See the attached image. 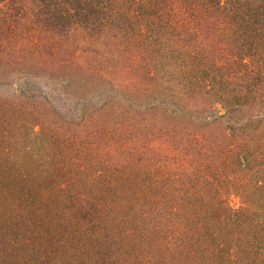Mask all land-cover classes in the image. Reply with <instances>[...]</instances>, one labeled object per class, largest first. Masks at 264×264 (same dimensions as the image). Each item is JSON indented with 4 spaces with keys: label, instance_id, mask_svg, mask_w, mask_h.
Instances as JSON below:
<instances>
[{
    "label": "rangeland",
    "instance_id": "rangeland-1",
    "mask_svg": "<svg viewBox=\"0 0 264 264\" xmlns=\"http://www.w3.org/2000/svg\"><path fill=\"white\" fill-rule=\"evenodd\" d=\"M39 9L29 0L0 5V184H12L17 169L23 172L19 177L29 176L20 180V198L0 189V264H64L58 253L47 262L32 259L38 245L25 225L50 215L37 192L42 198L50 192L59 167L55 179L69 186L64 195L82 199L94 182L100 187L108 182L112 162L123 164L124 171L141 165L140 157L149 152L153 167L172 178L164 183L171 188L154 200L159 214L179 197L182 174L193 176L185 167L194 148L223 140L228 132L236 160L241 150L236 144L252 143L255 127L264 128V107L260 114L228 112L223 103H213L212 90L182 79L190 63L211 64L219 56L224 64L227 56L214 50L211 38L191 35L184 41L171 31L161 41L147 40L131 33L135 19L107 27L71 25L69 19L54 25ZM208 121L214 123L204 126ZM55 154L59 162L52 161ZM226 167L227 174L239 171L237 162ZM189 184L192 198L201 195L195 180ZM238 195H226L235 207L242 205ZM17 200L25 212L12 206ZM4 204L13 207L10 217L2 214Z\"/></svg>",
    "mask_w": 264,
    "mask_h": 264
},
{
    "label": "trees",
    "instance_id": "trees-1",
    "mask_svg": "<svg viewBox=\"0 0 264 264\" xmlns=\"http://www.w3.org/2000/svg\"><path fill=\"white\" fill-rule=\"evenodd\" d=\"M19 1L28 0H0V5ZM29 1L54 25L64 26L69 19L71 25L107 27L135 19V23L129 22L131 33L147 40L161 41L171 31L184 41L191 35L211 38L214 50L218 48L227 56L224 64L219 63V56L216 61L212 56L211 64L190 63L189 70L183 76L181 73L182 79L212 90L217 97L213 103H223L228 112L229 108L242 113L251 109L260 114V107H264V0ZM51 4L61 13L59 8L52 10ZM213 123L208 121L204 126ZM254 130L252 143L245 140L236 144L241 149L236 160L232 159L236 153L230 147L228 132L223 140L216 138L197 151L194 148L185 167L193 170V176L191 171L182 174L179 197L173 204L168 200L171 204L159 214L154 200L161 190L164 193L171 188L164 183L172 178L170 172L164 175L153 167L149 152L140 157L141 165L124 171L123 164L112 162L108 182L101 187L94 182L82 199L64 195L69 186L55 179L62 172L59 167L50 192H43L44 199L41 191L37 192L50 215L30 218L31 223L25 224L30 226L27 232L34 238V246L38 245L32 259L40 257L47 262L58 253L64 264H264V128L258 131L256 126ZM53 160L59 162L56 154ZM130 162L135 164L133 158H128ZM235 162L238 172L233 170L232 175L222 170ZM19 174L12 184H0V189L11 190L20 198V180L25 182L29 176L27 172ZM193 180L201 195L192 198L189 182ZM206 184L209 186L204 187ZM231 194L241 196V207L226 197ZM28 196L36 199L32 193ZM19 200L12 206L25 212ZM12 206L4 204L2 214L10 217Z\"/></svg>",
    "mask_w": 264,
    "mask_h": 264
}]
</instances>
